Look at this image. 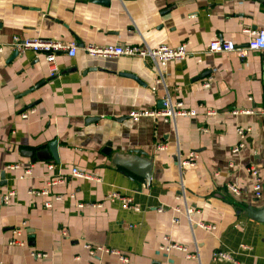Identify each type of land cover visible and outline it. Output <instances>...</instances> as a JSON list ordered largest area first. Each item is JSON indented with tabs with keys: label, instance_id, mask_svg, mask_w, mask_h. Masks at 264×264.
I'll use <instances>...</instances> for the list:
<instances>
[{
	"label": "crops",
	"instance_id": "0c3cea01",
	"mask_svg": "<svg viewBox=\"0 0 264 264\" xmlns=\"http://www.w3.org/2000/svg\"><path fill=\"white\" fill-rule=\"evenodd\" d=\"M97 1L0 0V47H6L0 54V174L6 182L0 193H14L8 204L0 198V264H122L116 255L91 256L87 245L125 255L127 264H235L213 260L219 251L238 264H264V223L248 213L262 208L264 197H253L247 173L257 169L264 183V52L249 50L240 58L209 51L214 40L246 49L249 32L264 29V0ZM13 37L75 43L78 50L73 58L57 55L50 78L42 55L27 51L8 62ZM183 43L188 55L163 64L91 58L83 50ZM92 67L98 69L87 72ZM160 77L166 87L156 83ZM166 94L197 116L128 117L158 109ZM239 128L248 131L234 154ZM53 140L59 163H32L20 154L35 156ZM135 150L151 160L149 184L112 164L114 155ZM190 159L194 165H184ZM13 165L19 167L8 168ZM73 168L98 180L76 178ZM27 169L31 174L24 176ZM44 189L47 196L28 194ZM112 192L139 210L104 201ZM170 244L194 258L163 251ZM34 252L46 257L34 258Z\"/></svg>",
	"mask_w": 264,
	"mask_h": 264
},
{
	"label": "built area",
	"instance_id": "2783aa9c",
	"mask_svg": "<svg viewBox=\"0 0 264 264\" xmlns=\"http://www.w3.org/2000/svg\"><path fill=\"white\" fill-rule=\"evenodd\" d=\"M4 48L6 47H0V54L3 52ZM7 48H10L12 51L17 52L19 55L24 54L27 51H30L36 55H42L44 57L45 62L51 67V70L49 72V77L53 78L56 76V68H54L56 64V58L59 54H65L66 56H69L71 58L75 57L77 54V46L75 43H66L62 41H54V40H47V39H41V38H31V39H20L18 37H13L11 43ZM84 53L86 56L91 58H102V59H114L118 57H126V58H140L142 60H151L158 63H167L175 60H181L184 59L187 55V44L183 43L179 45L177 48H168L165 46L151 49L146 45L142 46H107V47H94V46H87L83 48ZM249 50H255V51H261L264 52V29L262 30H256V31H250L249 32V40L247 42V48L246 49H238L236 48L235 44L232 41H219L214 40L209 44V51L210 52H227V53H236L240 58H244L247 55V51ZM157 84H163L164 87V80L162 77H160L157 81ZM205 88H208L210 86L209 82H205L203 84ZM32 110H28L26 112H23L20 114L21 118L26 119L28 117V114H31ZM240 113H250V112H242L240 110H234L232 112L233 115H237ZM215 113L210 111L207 112V115H214ZM197 116V113L195 110H186L183 108V104L181 102L173 103L172 99L169 97L168 94L163 99V108L162 109H155V110H142V111H132L128 114V117L132 121H138L142 118H153V119H164V120H175L177 117H189L194 118ZM248 130H243L241 128L237 129V136L239 139V142L232 148V153L236 154L241 149L244 148V137L246 135ZM159 149H163L162 146H158ZM192 157V155L190 156ZM194 165L192 162V159L188 160L184 163V165ZM18 165L9 166V169H17ZM72 175L76 178H81L85 180H95L98 178L92 177L88 174H85L83 172H80L79 170L73 168L71 171ZM248 176L253 179V183L251 186V192L253 194V197L258 200L262 199L264 197V183L259 177V173L257 169H249L247 170ZM31 174L30 170L27 169L24 171V176H29ZM55 182H52L51 185H54ZM228 190L230 193L234 195H239V189L236 186H228ZM28 194L35 195V196H47L48 190H29ZM14 195V193L7 192L6 194L0 193V198L3 204H8L10 198ZM55 200H60L59 196L55 197ZM104 201L108 202H120L121 206L124 209L132 210V211H138L139 208L137 205L133 204L132 200L130 198L121 196L120 194L116 192L109 193L105 198ZM45 208H49L50 204L44 205ZM78 208L83 207H90V208H101V203H79ZM188 213V212H187ZM176 222V220H175ZM205 229L213 230L214 227L210 226H202ZM17 240L15 242H11V244H16ZM19 245H23L24 242L22 240H18ZM243 247V246H242ZM86 248L89 250V254L91 256H94L95 253L101 252L111 255H116L118 259L121 261L122 264L128 263V258L125 255L119 254L118 252H115L113 250H109L107 248H104L102 246H90L87 245ZM163 251L169 252L171 250L180 251L185 253L186 258H194V255L188 253L185 248L177 245V244H170L169 246L162 248ZM32 256L34 258H44L46 257V254L34 252L32 253ZM213 260H220V261H229L234 262L235 264H238L234 261V259L225 252H215L212 256Z\"/></svg>",
	"mask_w": 264,
	"mask_h": 264
},
{
	"label": "water",
	"instance_id": "95a60500",
	"mask_svg": "<svg viewBox=\"0 0 264 264\" xmlns=\"http://www.w3.org/2000/svg\"><path fill=\"white\" fill-rule=\"evenodd\" d=\"M97 2L105 3V1H102V0H98ZM18 55L19 54L17 52H14L13 55L9 58L8 62L14 60ZM96 69H98V68L92 67V68H89L87 70V72H89L90 70H96ZM118 75L121 77L133 79L138 84L143 85L141 80L134 74L120 72ZM43 83L44 82H41V84H38L37 87L43 85ZM157 108L158 109L163 108V101L162 100L158 101ZM96 120H97V118H88L87 119V121H90V122H93ZM57 144H58L57 140H53L52 142H49L48 149L37 152L35 154V156L32 152L26 151V150L21 151L20 154L22 157L30 159L32 163L35 162V159L47 160L50 158H52L56 163H59ZM106 153L109 154L110 152H106ZM112 164L119 166V167L131 172L132 174L140 176L143 180L146 181L147 184L150 183L151 173H152L151 160L145 158V154L142 153L141 151L135 150V151L129 152L128 154H116L112 158ZM5 185H6L5 174L1 173L0 174V187H3ZM248 213L253 219L264 223V206L262 208L256 210V211L249 209Z\"/></svg>",
	"mask_w": 264,
	"mask_h": 264
}]
</instances>
